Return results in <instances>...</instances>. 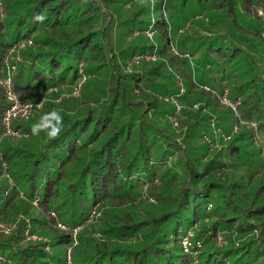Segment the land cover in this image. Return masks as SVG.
<instances>
[{
    "label": "trees",
    "instance_id": "obj_1",
    "mask_svg": "<svg viewBox=\"0 0 264 264\" xmlns=\"http://www.w3.org/2000/svg\"><path fill=\"white\" fill-rule=\"evenodd\" d=\"M0 3V264H264V0Z\"/></svg>",
    "mask_w": 264,
    "mask_h": 264
},
{
    "label": "built area",
    "instance_id": "obj_2",
    "mask_svg": "<svg viewBox=\"0 0 264 264\" xmlns=\"http://www.w3.org/2000/svg\"><path fill=\"white\" fill-rule=\"evenodd\" d=\"M1 4V3H0ZM2 5H0V9H2ZM260 14L264 16V11L262 9L259 10ZM2 16L4 14L2 13ZM154 21V20H153ZM145 33L149 36V38L153 39L155 30L153 29V26L151 25L148 30L145 31ZM34 40L32 38H23L19 40L7 53V55L4 58V64L7 70V75L5 77H0V86L3 88L4 93L6 94L10 105L5 111L3 117H2V122L5 125V133L12 135L13 137L16 136H21V131L17 130L13 127L12 123L15 118H26L30 115H32L36 109H41L43 107V102H38V103H33L31 101H24L22 100L19 95L15 92L14 87H15V80H14V75L17 72V62H22L23 58L21 55V51L24 50L27 46L33 45ZM174 49V48H173ZM185 56H190L189 53H185ZM140 58H146L147 60H156L157 59V54L152 53V54H143V55H138L135 57V60H139ZM82 82L79 83L78 86H76L71 93H66V97H70L71 95H78L80 92V86ZM181 85V90L182 92L185 91V86L182 81L179 82ZM207 89L209 87L206 86ZM223 102L230 105L232 108L237 109V107L241 104V100H232L229 97V89L226 88L223 95ZM181 106L177 104V110L179 111ZM173 121L175 125H178L177 119L173 118ZM258 121L253 120L251 122V126L257 128L258 127ZM254 125V126H253ZM237 130V127L235 128ZM6 165V164H5ZM60 226L62 225L59 223ZM65 226V225H64ZM15 227V226H14ZM13 227L10 225L6 226L5 224H0V232L3 233H9L12 230ZM77 231V230H76ZM27 236L31 237L32 235L29 234V231H27ZM185 235L182 237V247L184 249V252L186 253H194L195 256L199 255V252L197 250L198 244L202 242L200 239H195L196 242H191L186 241L187 239H184Z\"/></svg>",
    "mask_w": 264,
    "mask_h": 264
},
{
    "label": "rangeland",
    "instance_id": "obj_3",
    "mask_svg": "<svg viewBox=\"0 0 264 264\" xmlns=\"http://www.w3.org/2000/svg\"><path fill=\"white\" fill-rule=\"evenodd\" d=\"M155 34V33H154ZM151 39V38H150ZM176 52H178L177 50H176ZM141 55H143V54H141ZM184 55V54H183ZM190 55V54H189ZM136 56H138V55H136ZM135 56V57H136ZM185 56V55H184ZM185 57H190V58H192L191 57V55L190 56H185ZM146 59V58H145ZM147 60V59H146ZM152 60V59H151ZM193 61V60H192ZM206 86L207 85H205V88H206ZM207 87H209V86H207ZM210 88V87H209ZM225 91V90H224ZM41 102H43V101H41ZM44 105V104H43ZM31 116V115H30ZM29 117V116H28ZM27 118V117H26ZM26 118H22V119H26ZM21 119V118H20ZM252 122V121H251ZM251 122H250V126H251ZM254 126V125H253ZM22 136H24L23 135V133L21 132V136H16L17 138H21ZM4 167H5V169H6V165H4ZM60 220H59V218L58 219H56V221L55 222H57L58 223V225H60L59 223H61V222H59ZM0 224H5L6 226H7V224L6 223H0ZM62 224V223H61ZM12 227V226H11ZM61 227L62 228H64L65 226L62 224L61 225ZM78 229V228H77ZM77 229H75V232H76V230ZM27 231H29V229H27ZM27 231H26V234H27ZM30 234V233H29ZM31 235V234H30ZM30 238H33V239H37V238H39V236H37V235H35V234H32V236L31 237H28L27 236V238L26 239H30ZM188 238V240H186V241H191V242H196L195 241V238H194V236H193V234H192V232H188L186 235H185V237H184V239H187ZM220 240H219V244H222V242H223V237L221 236L220 238H219ZM203 248H204V245H203V242H201L200 244H198V246H197V250L196 251H198L199 252V255H197V256H195V254L194 253H189V255L190 256H192V258H193V260H195V262L196 263H198L199 262V258H200V253H202V250H203Z\"/></svg>",
    "mask_w": 264,
    "mask_h": 264
},
{
    "label": "clouds",
    "instance_id": "obj_4",
    "mask_svg": "<svg viewBox=\"0 0 264 264\" xmlns=\"http://www.w3.org/2000/svg\"><path fill=\"white\" fill-rule=\"evenodd\" d=\"M39 125H34L33 126V132H36L38 129ZM55 133H49V135H54Z\"/></svg>",
    "mask_w": 264,
    "mask_h": 264
}]
</instances>
